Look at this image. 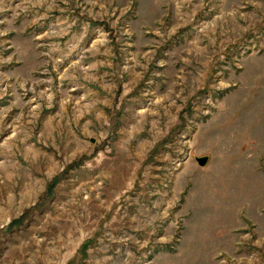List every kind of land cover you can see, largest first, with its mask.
I'll return each instance as SVG.
<instances>
[{
  "label": "rangeland",
  "instance_id": "1",
  "mask_svg": "<svg viewBox=\"0 0 264 264\" xmlns=\"http://www.w3.org/2000/svg\"><path fill=\"white\" fill-rule=\"evenodd\" d=\"M0 264H264V0H0Z\"/></svg>",
  "mask_w": 264,
  "mask_h": 264
},
{
  "label": "water",
  "instance_id": "2",
  "mask_svg": "<svg viewBox=\"0 0 264 264\" xmlns=\"http://www.w3.org/2000/svg\"><path fill=\"white\" fill-rule=\"evenodd\" d=\"M198 162H199V164H203L205 162V160L204 159H200Z\"/></svg>",
  "mask_w": 264,
  "mask_h": 264
}]
</instances>
